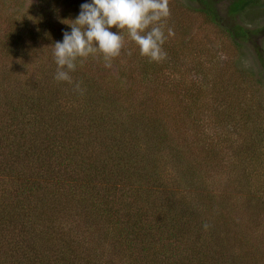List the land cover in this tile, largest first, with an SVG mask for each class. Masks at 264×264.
<instances>
[{
    "label": "trees",
    "instance_id": "obj_1",
    "mask_svg": "<svg viewBox=\"0 0 264 264\" xmlns=\"http://www.w3.org/2000/svg\"><path fill=\"white\" fill-rule=\"evenodd\" d=\"M187 1L218 23L214 0ZM58 2L50 3L53 11L30 5L0 43L6 54L25 57L27 67L37 70L16 79L6 72L0 81V264H231L213 232L201 235L199 229L192 241L191 230L203 218L195 199L166 183L151 112L120 121L125 112L113 89L97 95L95 84L82 76L84 61L70 82L54 79V61H31L32 45L54 47L78 16ZM263 4L233 0L227 13L234 18ZM229 27L238 47L264 37V26ZM12 80L17 87L1 83ZM144 119L146 127L132 123ZM194 179L185 186L191 188Z\"/></svg>",
    "mask_w": 264,
    "mask_h": 264
},
{
    "label": "rangeland",
    "instance_id": "obj_2",
    "mask_svg": "<svg viewBox=\"0 0 264 264\" xmlns=\"http://www.w3.org/2000/svg\"><path fill=\"white\" fill-rule=\"evenodd\" d=\"M61 1H68L62 5L57 0L62 11L78 14L87 2ZM214 1L218 23L209 22L197 3L168 0L170 15L162 21L163 60L141 56L127 32L120 30L124 47L111 67H104L100 53L90 55L83 59L82 76L95 84L97 95L100 89L107 93L113 89L125 112L120 121L150 117L146 109L158 120L153 130L157 138L160 134L158 162L166 183L180 196L195 199L203 218L191 230L192 241L199 229L201 235L213 232L231 264H241L242 259L244 264H264V72L260 66L264 37H253L238 47L226 31L234 23L250 29L264 26V8L232 18L227 8L233 0ZM50 3L53 0H0V43L7 26L21 19L30 5L34 11H53ZM168 28L173 31L170 37ZM31 47V61H54L52 46ZM26 61L30 60L0 49V81L6 72L14 79L30 70L36 73ZM1 83L5 88L19 84ZM99 103L107 107L105 100ZM113 108L116 112L117 105ZM245 113L250 118L243 117ZM132 123L148 126L145 119ZM191 177L195 179L189 188L184 182Z\"/></svg>",
    "mask_w": 264,
    "mask_h": 264
},
{
    "label": "clouds",
    "instance_id": "obj_3",
    "mask_svg": "<svg viewBox=\"0 0 264 264\" xmlns=\"http://www.w3.org/2000/svg\"><path fill=\"white\" fill-rule=\"evenodd\" d=\"M170 15L168 0H87L80 5L78 16L64 32L62 41L53 46L56 64L54 79L70 82V73L78 62L100 53L110 68L113 58L120 56L124 47L120 30L150 61H161L166 53L162 45L166 39L162 21ZM116 28L118 32L111 31ZM173 35L171 28L167 36ZM79 90V84L76 85Z\"/></svg>",
    "mask_w": 264,
    "mask_h": 264
}]
</instances>
